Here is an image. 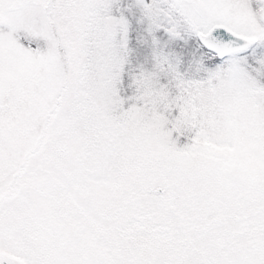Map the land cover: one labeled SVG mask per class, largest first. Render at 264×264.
<instances>
[{"label": "snow or ice", "instance_id": "6c2138e0", "mask_svg": "<svg viewBox=\"0 0 264 264\" xmlns=\"http://www.w3.org/2000/svg\"><path fill=\"white\" fill-rule=\"evenodd\" d=\"M0 264H264V0H0Z\"/></svg>", "mask_w": 264, "mask_h": 264}]
</instances>
